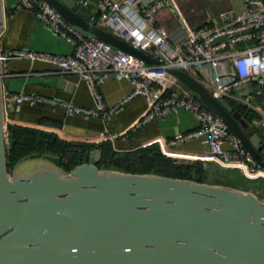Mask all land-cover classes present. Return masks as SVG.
<instances>
[{
	"label": "water",
	"instance_id": "water-1",
	"mask_svg": "<svg viewBox=\"0 0 264 264\" xmlns=\"http://www.w3.org/2000/svg\"><path fill=\"white\" fill-rule=\"evenodd\" d=\"M44 1L82 36L164 65L91 22L73 1ZM228 1L240 15L242 0ZM166 72L264 169L257 124L187 73ZM1 92L0 73V264H264V189L259 199L224 185L100 169L99 150L70 171L47 155L24 157L8 171Z\"/></svg>",
	"mask_w": 264,
	"mask_h": 264
},
{
	"label": "built area",
	"instance_id": "built-area-1",
	"mask_svg": "<svg viewBox=\"0 0 264 264\" xmlns=\"http://www.w3.org/2000/svg\"><path fill=\"white\" fill-rule=\"evenodd\" d=\"M16 1L18 6L33 10L39 21L73 49L69 55L9 51L0 54V63L22 59L44 62L55 66L61 74L75 75L85 81L95 96V108L84 109L63 103L67 115L107 119L136 96L145 99L148 111L134 124V130L149 122L175 115L179 110L189 112L198 123L196 130L176 134L166 143L155 140L145 147L156 144L162 155L173 158L179 155L171 150L190 140H198L207 148L206 155L178 158L214 162L238 170L246 179L264 182V169L253 161L240 142L166 72L167 69L183 71L212 95L221 98H226L233 89L248 82L264 86V0H242L244 9L240 15L236 16L234 10L222 12L219 18L223 24L210 31L189 33L180 44L173 47L167 42L165 29L155 21L157 11L164 4H170V0H97L104 10L95 23L101 29L111 26L118 39L135 50L147 53L163 63L162 66L147 65L137 58L113 51L100 41L82 36L67 25L44 0H38L35 4L31 0ZM71 1L86 8L94 0ZM244 42H254L255 46L239 48ZM109 77L125 79L131 91L114 107L106 108L96 94L95 86ZM23 102L31 105L53 103L43 97L21 95L15 98L16 110ZM5 138L7 140L6 127ZM226 140L230 143V150L222 148Z\"/></svg>",
	"mask_w": 264,
	"mask_h": 264
},
{
	"label": "crops",
	"instance_id": "crops-1",
	"mask_svg": "<svg viewBox=\"0 0 264 264\" xmlns=\"http://www.w3.org/2000/svg\"><path fill=\"white\" fill-rule=\"evenodd\" d=\"M217 1L222 7V11L217 14L200 10L202 0H170V4H164L155 14V21L165 29L169 46L180 44L189 33L210 31L223 24L219 14L233 8L228 0ZM1 2L0 54L15 50L54 55H69L72 52L73 47L39 21L33 10L18 6L16 0ZM91 4L93 7H86L84 11L90 16V21L94 22L103 11V5L97 0L92 1ZM103 30L116 36V31L111 26ZM253 46H255L254 42H244L238 47L242 49ZM0 73L3 122L6 132L8 126H17L53 136L58 142L76 146L74 147L76 158L72 156L71 160L81 159L82 164L89 161L90 152L94 150H99L102 158L103 148H110L118 154L158 148L156 144L148 147L145 145L155 140L166 143L176 134L191 132L198 127L192 114L179 110L175 115L149 122L134 130V124L148 111V104L141 96L131 99L107 119L67 115L63 103L84 109H94L96 106L95 96L85 81L78 76L61 74L55 66L26 59L0 63ZM130 91V84L125 79L116 77H109L95 86V92L106 108L114 107ZM21 95L39 96L53 103L31 105L23 102L16 110L14 101ZM224 99L236 111L244 114L250 123L257 124L256 130L263 135V85L255 82L242 84ZM237 102L244 108L237 106ZM222 148L230 150L228 140L223 142ZM171 151L187 158L207 154V148L198 140H190ZM43 155L49 156L48 158L55 164L59 159L57 155L47 152ZM215 174L218 183L253 192L262 199L264 189L262 180H247L235 169H222Z\"/></svg>",
	"mask_w": 264,
	"mask_h": 264
},
{
	"label": "trees",
	"instance_id": "trees-1",
	"mask_svg": "<svg viewBox=\"0 0 264 264\" xmlns=\"http://www.w3.org/2000/svg\"><path fill=\"white\" fill-rule=\"evenodd\" d=\"M74 147L76 146L63 144L53 136L41 132L8 126L6 145L8 171L20 159L31 155L41 156L45 152L57 155L59 159L56 164L65 171H70L82 164L81 159L71 160L72 156L76 158ZM97 167L126 173L155 174L198 183L222 185L218 183L215 174L222 169L216 164L209 162L207 167H204L201 161L175 164L174 159L162 155L158 148H146L122 154L115 153L110 148H103L102 158Z\"/></svg>",
	"mask_w": 264,
	"mask_h": 264
},
{
	"label": "rangeland",
	"instance_id": "rangeland-1",
	"mask_svg": "<svg viewBox=\"0 0 264 264\" xmlns=\"http://www.w3.org/2000/svg\"><path fill=\"white\" fill-rule=\"evenodd\" d=\"M190 4H193V3L190 2ZM199 9L203 10L205 12L211 13V14H217L219 11H222V7H221L219 1H217V0H202V4H201ZM174 158H176V157H173L172 159H174ZM247 180H249V179H247Z\"/></svg>",
	"mask_w": 264,
	"mask_h": 264
}]
</instances>
